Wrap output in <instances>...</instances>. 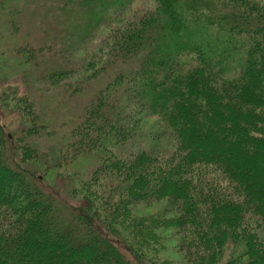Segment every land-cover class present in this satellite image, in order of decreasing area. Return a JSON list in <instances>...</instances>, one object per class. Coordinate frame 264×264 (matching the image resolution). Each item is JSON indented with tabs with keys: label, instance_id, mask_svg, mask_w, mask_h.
<instances>
[{
	"label": "trees",
	"instance_id": "obj_1",
	"mask_svg": "<svg viewBox=\"0 0 264 264\" xmlns=\"http://www.w3.org/2000/svg\"><path fill=\"white\" fill-rule=\"evenodd\" d=\"M133 1L77 0L82 43L114 28L83 71L64 57V68L45 75L52 86L75 75L62 87L68 94L105 78L67 137L50 145L47 113L29 92L6 89L20 127L10 133L0 122V264H169L158 237L143 232L144 223L168 222L189 263L264 264V1L154 0V9L127 18ZM61 24V39L75 34ZM17 49L36 67L47 48ZM188 54L194 64L183 60ZM124 101L161 120L171 152L126 157L111 148L112 129L130 134L120 120L128 109L116 104ZM94 152L99 163L69 197L50 182L67 180L63 160ZM206 168L223 184L204 178ZM164 199L170 213L155 223L132 209Z\"/></svg>",
	"mask_w": 264,
	"mask_h": 264
},
{
	"label": "rangeland",
	"instance_id": "obj_2",
	"mask_svg": "<svg viewBox=\"0 0 264 264\" xmlns=\"http://www.w3.org/2000/svg\"><path fill=\"white\" fill-rule=\"evenodd\" d=\"M155 3L154 0H135L127 8L124 16L127 18L138 17L154 9ZM78 6L77 0L74 2L69 0H0V96H2L0 97V122L6 131L13 133L20 127L19 111L16 109L12 97L7 98L10 92H7L6 89L14 87L18 88L20 93L29 92L30 96L34 97L37 108L47 113L50 121H52L50 139L47 138V140H50L49 144L51 145V142L54 144L55 140L68 136L76 123L77 114H83L84 109H81L83 105L98 91L99 83L105 84V78L99 76L100 78L97 77L96 80L98 84L95 87L86 88L78 94H68L62 87L65 83L71 82L75 75L63 78L59 85L55 86L46 82L45 75L53 69L52 67L64 68V57L71 61L76 72L85 68L88 60L103 49L101 47L103 46L102 41L114 28V24H112V27L108 25L101 26L82 43L77 34L80 32L79 27L83 22L81 18L83 12L79 11ZM10 21H13L12 25L9 23ZM59 23H64L66 26L69 24L68 26L71 30L74 29L75 34L71 35V31L68 29L67 36L62 34L64 39H61L58 36V34L60 35L59 31H61ZM22 44L32 45L35 48L45 45L47 49H44V57H41V59L38 57L39 66L29 67V64L34 61L32 59L26 61L24 51L15 50L18 47L20 48ZM66 45L69 52H64L66 53L65 56H62L61 53L51 54L50 47L61 50L65 49ZM12 49L14 50L12 51ZM183 60L194 64L196 57L193 54H188L183 57ZM53 63L56 65L53 66ZM94 64L96 62L92 65ZM127 103L124 101L121 104H116L119 109H128L130 112L129 114L127 110H124L120 119L123 128L128 127L130 134L124 138H118V130L112 129L111 134H116L117 138L112 136L108 138L111 141L117 140V144H115L116 142L112 143L113 147L111 148H115L117 152L126 157L136 156L141 149L149 148H157L162 153L171 152L172 140L162 135L164 125L161 120L155 115L142 113L139 109L129 107ZM135 118H137V121ZM131 127L132 130H130ZM97 155L100 156L99 153L94 152L88 156L79 155L71 160L72 162L63 160L64 165L58 171L66 175L67 180L59 178L56 181L52 179L50 182L55 183L56 189L69 197L71 187L79 188L81 180L86 179L88 177L86 174H90L91 170L97 166L99 163ZM75 171H78L79 175H77L78 173L75 174ZM203 177L211 178L213 182L220 185L223 184V179L216 170L206 168ZM94 187L103 190L99 185L95 186L94 184ZM72 199V203L75 204L76 198L72 197ZM168 207L169 204L164 199L149 204L139 203L134 205L132 209L136 215H146L148 216L146 221L155 223L156 219L161 216L163 218L168 217V213H170L166 210ZM150 217L152 219H149ZM144 224V235L158 237L157 240L161 245L159 247L160 254L171 261L169 264H192L186 258V251L180 247L183 237L176 233L172 223L168 222L161 228L155 227L154 224ZM152 229L156 230L158 234L152 232L153 235H149Z\"/></svg>",
	"mask_w": 264,
	"mask_h": 264
}]
</instances>
